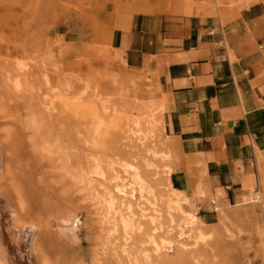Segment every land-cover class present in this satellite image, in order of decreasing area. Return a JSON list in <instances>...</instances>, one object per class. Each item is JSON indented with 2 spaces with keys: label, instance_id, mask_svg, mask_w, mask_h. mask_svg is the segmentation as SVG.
Instances as JSON below:
<instances>
[{
  "label": "rangeland",
  "instance_id": "374dc122",
  "mask_svg": "<svg viewBox=\"0 0 264 264\" xmlns=\"http://www.w3.org/2000/svg\"><path fill=\"white\" fill-rule=\"evenodd\" d=\"M146 2L0 0V204L34 226L10 264H264V177L216 196L167 132L160 67L117 40L114 15ZM154 213L177 244L147 259Z\"/></svg>",
  "mask_w": 264,
  "mask_h": 264
},
{
  "label": "crops",
  "instance_id": "0c3cea01",
  "mask_svg": "<svg viewBox=\"0 0 264 264\" xmlns=\"http://www.w3.org/2000/svg\"><path fill=\"white\" fill-rule=\"evenodd\" d=\"M162 1L117 12V40L132 44L133 62L160 67L167 132L197 160L211 191L236 196L253 178L261 187L264 0ZM187 171L178 183L191 202L203 188L190 197L199 174Z\"/></svg>",
  "mask_w": 264,
  "mask_h": 264
},
{
  "label": "bare ground",
  "instance_id": "6f19581e",
  "mask_svg": "<svg viewBox=\"0 0 264 264\" xmlns=\"http://www.w3.org/2000/svg\"><path fill=\"white\" fill-rule=\"evenodd\" d=\"M183 193H184L183 189H180V188L177 189L174 193H172V198L170 199V202H169L170 210H171V208L172 209L177 208L179 211H180V209H182L180 207V201H181ZM3 201H5V200H3ZM1 202H2V200H1ZM17 208H19V207H17ZM5 209H6V203H4V206L1 203L0 204V256H1L0 257V264H10L7 259L9 257H13L14 258L16 256L15 254H12V250L13 249H14V251L22 250L23 251V256L25 258L27 257V259H28L29 251L27 250V242H26L27 241V236L31 232L32 228L34 229V226L32 225L31 222H27V223L24 222L25 225H23V226L21 225L20 227H19V224L18 225H13L14 228L13 229L10 228V229H12V230H10L9 229V226H10L9 224H12L13 220H11V218L6 220V216H7V214L9 216L10 215L9 213H11L12 211L10 212L9 209L6 211ZM156 213H157V211H156ZM153 215L154 216H152L151 219H150L151 228H150V231L148 233V237H147V241H146V243L148 245V248L144 249V253H143L147 259L149 258L148 257L149 254L147 255V252H149L148 249L156 252V254L157 253H163V252H166V251H169V250L175 248V246L177 244L176 239H174L173 237H170L168 235H164L163 233L159 232L161 230V226L159 225V223L157 221V218H156L157 216L155 215V213ZM10 216H12V214ZM13 216H14V214H13ZM190 217L192 218V221H195V216L190 215ZM18 222H20V221H18ZM22 223L23 222H21V224ZM115 228L116 227L114 226V229ZM117 228H119V227H117ZM194 229H195L194 230V233H195V235H194L195 236V245L198 244V243H202V242L208 241L214 235L213 231L207 230L203 225H199V226L195 227ZM111 230H113V229H111ZM115 230H114V233L118 232V230L117 231H115ZM110 231L108 233H110ZM15 233H16V235H15ZM115 234H117V233H115ZM112 236H113V234L110 237H112ZM106 238H107V236H106ZM108 239L109 238H107V240ZM108 241H106V242H108ZM110 241H111V238H110ZM109 243H111V242H109ZM113 244H114V242H113ZM115 250H116V248H115ZM121 250H123V249H121ZM122 253H124V251H122Z\"/></svg>",
  "mask_w": 264,
  "mask_h": 264
}]
</instances>
